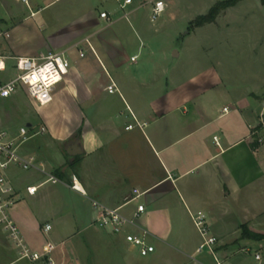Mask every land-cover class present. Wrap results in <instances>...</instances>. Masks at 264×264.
<instances>
[{"label": "crops", "instance_id": "1", "mask_svg": "<svg viewBox=\"0 0 264 264\" xmlns=\"http://www.w3.org/2000/svg\"><path fill=\"white\" fill-rule=\"evenodd\" d=\"M74 5L85 7L77 25L66 31L50 30L53 49L47 53L64 51L70 67L55 86L51 102L37 106L47 130L33 144L35 155L61 182L47 189L45 184L35 195H28L26 187L39 184L43 176L38 172V180L20 184L11 172L17 168L7 173L21 196L13 217L29 246L40 252L52 246L54 264H65L71 254L69 243L96 231L118 241L126 251L119 261L127 262L126 253L137 250L124 241L123 234L91 225L97 214L91 201L96 200L119 208L128 218L138 205L144 206L134 220L136 226L124 231L150 233L148 241L155 248L152 264H204L195 259L204 252H196L201 238L190 217L198 211L217 238L215 254L206 251L215 264H244L246 258L240 253L255 246L254 261L264 264V238H242L239 232V226L246 224L249 231L264 235V79L242 87L214 65L199 61L193 64L197 72L184 78L156 70L149 76L136 64L139 52L129 54L116 32L92 38L93 50L85 43L74 50L75 44L94 34L91 30L99 21L109 26L124 20L122 13L113 19L102 4L94 7L89 0H75ZM231 8L194 32L212 27ZM101 10L109 11L112 23L99 17ZM36 12L31 10L30 15ZM0 54L7 57V70L14 66L8 62L15 57H37L13 50ZM110 78L117 87L113 93L106 90ZM261 98L263 104L256 113L252 103ZM72 176L86 195L67 186ZM28 201H34L30 208ZM47 224L51 228L45 231ZM4 243L13 252L10 242ZM10 252L1 250L0 257ZM16 260L10 258L4 264Z\"/></svg>", "mask_w": 264, "mask_h": 264}, {"label": "rangeland", "instance_id": "2", "mask_svg": "<svg viewBox=\"0 0 264 264\" xmlns=\"http://www.w3.org/2000/svg\"><path fill=\"white\" fill-rule=\"evenodd\" d=\"M165 1L166 10L155 22L150 21L149 7H142L133 12L129 16L130 22L124 19L105 26V23L99 21L91 30L94 34L89 36L90 43L92 38L95 41L103 35L116 32L117 39L129 54L139 52L136 64L146 70L149 76L156 70L157 73L164 72L168 76L173 71L179 78H184L186 74L192 75L197 72L193 64L199 61L200 65H214L219 73L228 75L229 79L242 87L248 81L264 79V2L239 0L215 25L194 32L196 27L192 22L196 17L207 14L215 3L224 0ZM74 2L75 0H0V33H9L8 38L0 36V51L33 52L37 57L41 53L46 54L48 49H53L49 38L51 28L56 27L60 30L63 28L66 31L68 26L77 25V17L85 7L75 6ZM89 2L94 7L103 5L112 13L113 19L122 13L117 11L113 0ZM43 6L44 8H41ZM31 10L37 11L36 14L31 16ZM57 19L58 21L54 23L53 21ZM119 33L124 35L121 36ZM80 47L81 45L73 49L78 50ZM71 52L73 53V50ZM175 52L177 56L174 55ZM14 62L15 59H12L8 64L12 66ZM7 72L3 79L13 75L15 70L9 67ZM262 99L252 103L256 113L260 111ZM39 112L40 107L30 102L24 92L0 100V124L8 131H16L28 120L33 122L35 129H38L42 124ZM38 138H41V135L26 141L22 147L23 151L35 154L33 144ZM11 172L20 184L32 179L38 180L40 177H37L38 172L34 170L14 169ZM42 176L45 179V176ZM50 186L47 184L45 188ZM258 192L259 190L255 191ZM33 205L34 201H28L27 207ZM239 227L241 232L242 225ZM5 236L0 228V251L8 253L10 249L5 246L4 241L8 242ZM73 240L68 245L71 254H67L65 264H152V253L141 256L135 251L126 253L128 263L120 262L119 258L126 251L110 235L87 231ZM9 245L13 252L0 257V264H4L10 258H17L12 244ZM242 247L239 245L238 249ZM257 248L255 246L254 249ZM254 249L240 253L246 258L244 264H257L254 261ZM203 252L195 259L204 264H215L212 256L207 255L206 250ZM16 261L14 264L27 262Z\"/></svg>", "mask_w": 264, "mask_h": 264}, {"label": "built area", "instance_id": "3", "mask_svg": "<svg viewBox=\"0 0 264 264\" xmlns=\"http://www.w3.org/2000/svg\"><path fill=\"white\" fill-rule=\"evenodd\" d=\"M113 1L122 12V17L125 20H129L131 13L136 10L142 7H149L150 21L155 22L167 7L165 0ZM99 17L108 23H112L110 13L107 10H101ZM0 36L7 38L8 33H0ZM81 43L87 44L93 50L88 36L75 44V47ZM80 55L83 56L81 50ZM136 57H132L131 60L134 61ZM6 58V56L0 54V99L9 98L17 94V92L22 91L28 96L30 102L36 106H45L51 102L55 86L65 78L70 67L69 59L64 51L40 54L36 58L15 57L13 66L15 73L3 79L2 77L8 73ZM106 90L109 93L117 91L116 84L112 78H110V83L107 85ZM227 109L225 107L223 111L226 112ZM131 127V125L128 126V128ZM35 128V125L31 121H26L16 131H8L0 126V228L12 244L17 255V260H25L31 263L44 260L46 264H54L50 257L53 247L49 246L42 252L32 249L12 213L15 206L21 200V196L11 185L7 177L10 168L35 170L45 176V179L39 184L26 187L28 195H35L37 190L45 184H57L61 182L54 174L47 170L45 162L37 155L27 154L23 151L22 147L26 141L37 135H43L47 130L43 124L38 129ZM214 139L216 138L214 137ZM67 186L74 191L86 195L75 176L71 177ZM134 193L137 196L140 195L137 190H134ZM91 205L97 212L91 224L93 227L108 230L115 235L123 234L124 241L136 249L137 253L141 256H147L154 252V246L148 241L150 233L147 230L140 229L138 233L124 231L127 226H136L134 223L135 218L144 211L142 204L137 206L132 218L124 216L119 208L105 206L96 200H92ZM190 217L201 238L196 252L199 253L206 250L214 255V246L217 238L211 234L205 215L203 212L198 211L190 213ZM50 228L51 226L47 224L44 230L48 231ZM255 258L260 259V254H256ZM218 264L220 263L218 262Z\"/></svg>", "mask_w": 264, "mask_h": 264}, {"label": "trees", "instance_id": "4", "mask_svg": "<svg viewBox=\"0 0 264 264\" xmlns=\"http://www.w3.org/2000/svg\"><path fill=\"white\" fill-rule=\"evenodd\" d=\"M239 0H224L215 3L205 15H199L196 19L192 22L194 27H201L207 23H212L215 21L217 15L224 9L234 6ZM264 2V0H261ZM241 237L252 239V240H261L264 238L263 234L255 233L249 231L246 224L242 225Z\"/></svg>", "mask_w": 264, "mask_h": 264}, {"label": "water", "instance_id": "5", "mask_svg": "<svg viewBox=\"0 0 264 264\" xmlns=\"http://www.w3.org/2000/svg\"><path fill=\"white\" fill-rule=\"evenodd\" d=\"M69 154H72L71 151H68Z\"/></svg>", "mask_w": 264, "mask_h": 264}]
</instances>
